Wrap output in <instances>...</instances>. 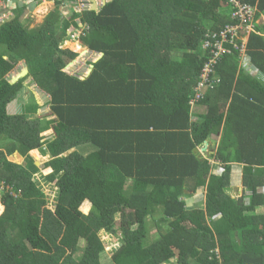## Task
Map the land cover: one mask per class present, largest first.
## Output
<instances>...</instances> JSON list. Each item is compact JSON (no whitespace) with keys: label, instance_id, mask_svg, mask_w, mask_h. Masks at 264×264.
<instances>
[{"label":"trees","instance_id":"obj_1","mask_svg":"<svg viewBox=\"0 0 264 264\" xmlns=\"http://www.w3.org/2000/svg\"><path fill=\"white\" fill-rule=\"evenodd\" d=\"M240 1L257 6L254 22L264 16V0ZM56 4L37 29L22 10L0 25V139L12 142L0 151V264H103V234L117 243L112 264H264V176L251 167H264V22L244 24L254 25V71L240 67L229 35L233 53L205 80L206 43L242 22L229 0H113L80 12L77 0ZM76 20L88 50L103 54L88 75L65 71L79 56L62 47ZM19 62L55 120L36 118L34 96L26 112L8 113L24 90L25 79L9 84ZM209 139L216 148L205 157ZM33 151L52 157L51 174ZM16 153L23 165L8 160ZM233 165L253 193L243 203ZM38 182L52 187L55 210ZM202 188L208 203L192 209L188 192Z\"/></svg>","mask_w":264,"mask_h":264},{"label":"rangeland","instance_id":"obj_2","mask_svg":"<svg viewBox=\"0 0 264 264\" xmlns=\"http://www.w3.org/2000/svg\"><path fill=\"white\" fill-rule=\"evenodd\" d=\"M77 2H79V0H77ZM67 8H69V7H66V6L64 7L65 10ZM5 10H6L5 12H2V11H4V7H0V16L2 15L5 20L6 19H11L12 17H14V13L19 11V10L20 11L21 10L24 11L23 16L21 18L22 23H24V25L26 27H28L30 30H34V29H37L38 27L42 26L43 22L46 19V16L48 14H50L52 11H55V8H48V5H43V6L40 5L37 8H34L32 10H31V7L30 8H28V7H17L15 10H11L9 8H6ZM77 22H79V29H77V33L80 34V36L78 38L79 40L77 42L74 41L73 43H71L70 39H68L69 42H65L64 41L62 43V47L64 49H66V47H69L68 49H71L72 51L78 53L79 56L74 61V63L72 62L73 65H69L65 69V71L69 72V73H73V72L77 73L79 71L78 73H82L83 72L84 74L87 75V72H88V70L90 68L89 62L90 61H94L95 59H98V57H100V55L92 53V52H90L88 50L87 44L81 38V36L83 34L84 27L80 26L81 22L79 20ZM72 30H73V28L71 27L69 32L74 33ZM77 33H76V35H77ZM77 45L81 46V48H82L81 51L77 49L78 48ZM25 85L29 86V88L31 90L30 91L28 90L27 92L20 93L19 96L21 98L19 100H21V101H19V102H24L25 103L26 99H29L28 103L31 104V102H33L32 101L33 100V98H32L33 94L32 93L39 94L38 93L39 91H38V88L35 86V84H33L31 78L25 79L24 86ZM24 90L26 91L25 87H24ZM41 104H42V106H41L42 107V115H37L36 118H39V119L40 118H48L49 121H53L55 119V117H51V116H53V113H52V110H50L49 107L47 106V102L42 103V101H41ZM16 107H17V105H16ZM215 141H216V139H215ZM217 141H219V140H217ZM201 152H202V154L205 157H208V154L212 153L213 150L205 149V150H201ZM36 157H37L36 159L40 158L37 155H36ZM18 158H16L15 156H12V157L9 158V160H10V162L12 161L13 163L23 165L24 164L23 163V159L19 158L21 160V161H19ZM37 163L40 164V165L38 166ZM37 163H36L37 168H39V170L42 171L43 170V166H45L47 164V161L42 160V159H38ZM251 167L253 168L255 173H256V171H260L259 172L260 175L264 176V167L255 166V165H251ZM218 168L220 170L216 171L217 173H221V170H222V172H225V170H226L225 168L222 167V165H220ZM233 170L238 173V179L237 178L235 179L236 186H240V187L244 188V191L241 192L243 198H240V197L236 198V196H235L236 187L233 185V192H234L233 196H234V198H236L237 202L243 203L244 199L246 197L252 195L253 193H252V191H249L248 189H246V187L244 185L243 167L240 166V165H233ZM259 173H258V175H259ZM39 175L40 174H38L36 177L40 178ZM234 177H235V175H234ZM232 182H233V177H232ZM38 183H40V187L45 192L46 197H47V195L49 196V197H47L48 202H49L48 207L51 210H55L56 200H54V197L51 195V192H50V191L53 190L52 187H49V186L45 185V183H43V182H38ZM0 190H3V188L0 187ZM54 192H55L54 196H57L56 193L58 192V190H54ZM188 194L190 196H192V192H188ZM188 198H190V197H188ZM208 199H209L208 193L200 192L197 197H194V199L193 198L191 200L188 199V203H190V207L192 209H194V207L205 208V205L208 203ZM88 212H90V210L85 209V213L88 214ZM260 212L264 213V207L262 208V210ZM212 226H214V225H212ZM153 232L157 233L156 228L153 230ZM102 237H103V240L106 241V243H107V251H106V253L103 256V264H112V257L111 256H112L113 249L115 248V246H117V243H115L114 236L110 237V236H107V235L103 234Z\"/></svg>","mask_w":264,"mask_h":264},{"label":"built area","instance_id":"obj_3","mask_svg":"<svg viewBox=\"0 0 264 264\" xmlns=\"http://www.w3.org/2000/svg\"><path fill=\"white\" fill-rule=\"evenodd\" d=\"M57 1V0H54ZM109 0H95V4L97 8L104 5ZM233 7V16L235 18H240L241 23L239 25L230 24L228 25L224 30H222L220 33H213V37L220 36L222 39L220 41H216L215 43H212V41H208L206 43V48L209 49L210 56H211V62L204 65L203 68V78L206 80L208 77L212 74L214 70L213 64L216 63V59L221 57L222 55L226 53H233V50L227 49L224 47L225 43L229 42L233 44L234 48L238 50L239 55V61L241 67H244L250 71H252L251 64H250V57L248 55V40L251 33H253L254 25H251L252 23L255 24V17L256 13L258 11L257 6H252L250 4H243L240 0H229ZM79 7L76 10L77 12H80L84 9H91L93 8V2L91 0H79L78 2ZM36 3L34 1H23V0H9L7 2H2L0 7H4V10L6 8H9L11 10H15L17 7H31V10L35 8ZM65 6L61 8L62 15H71L72 12L67 8L64 9ZM9 19H4L3 16H0V24H3L5 21ZM78 21V20H76ZM248 22H251L249 25H244ZM82 26V25H80ZM73 30H76L73 28ZM254 30V31H253ZM253 31V32H252ZM77 30L72 33L69 32V36L71 37V41L77 42L79 39L80 34L77 33ZM247 35V36H246ZM239 42V45H238Z\"/></svg>","mask_w":264,"mask_h":264},{"label":"crops","instance_id":"obj_4","mask_svg":"<svg viewBox=\"0 0 264 264\" xmlns=\"http://www.w3.org/2000/svg\"><path fill=\"white\" fill-rule=\"evenodd\" d=\"M9 1V0H8ZM29 1H34L35 3H36V5L37 6H35V8H37L38 6H43V5H49L48 6V8H56V6H57V1H54V0H41V2H39V1H36V0H29ZM2 2H7L6 0L4 1V0H0V5L2 4ZM262 22H264V16L262 17V18H260L258 21H257V24H260V23H262ZM70 39V38H69ZM65 42H69L68 40L67 41H65ZM70 42L71 43H73L74 41H71V39H70ZM76 45V44H75ZM77 47H78V49H82L81 48V46L80 45H77ZM66 48H69V47H66ZM98 58H100V57H98ZM8 58H6L5 57V60H7ZM95 60H97V59H95ZM94 60V61H95ZM28 69L27 68V66H26V64H25V62H19L18 63V65L15 67V70L13 71V73H11V75L9 76V80H11V78L13 77V76H15V75H17V74H19L23 69ZM91 68V67H90ZM90 68H89V70H90ZM89 70H88V72H87V75L89 74ZM79 72V71H78ZM25 87V89H26V91L25 90H23L22 92H27L28 90L30 91L31 89L29 88V86H27V85H25L24 86ZM39 91V90H38ZM21 92V93H22ZM39 94H37V93H32L33 94V96H34V98H35V100L37 101V104L41 107L42 106V104H41V101H42V103H44V102H47V101H49V97L46 95V94H44V93H42V92H38ZM20 95V94H19ZM18 95V100H16V102H14L13 104H11L10 106H9V108H8V113L9 114H11V115H14L15 113H17V114H15V115H18V114H21V113H23V112H26V110H27V106H29L30 104L28 103V100L29 99H26V102L24 103V102H19V101H21V100H19L21 97ZM26 95V94H25ZM16 105H17V107H16ZM16 107V108H15ZM42 108V107H41ZM50 109V108H49ZM38 115H42V109L39 111V114ZM51 117H53V116H51ZM50 117V118H51ZM56 119V118H55ZM54 119V120H55ZM49 121V120H48ZM43 138H45V139H48V140H53L54 138H55V131L54 130H51V131H49V132H46V133H44L43 135ZM12 145V142L10 141V140H8V139H6V138H2V139H0V151H4V150H6L7 149V147H10ZM205 149H211V150H213V149H215L214 148V143H212V142H210L209 143V145L208 146H206L205 147ZM205 149H203V150H205ZM211 154V153H210ZM36 155L38 156V157H40V158H38V159H42V160H45V161H47V164L48 163H50V161L52 160V157L51 156H48V155H46L45 153H42L41 151H33V152H31L30 153V156L36 161V162H38V159H36L37 157H36ZM12 156H15L16 158H20V159H23V163H25V159L22 157V156H20L18 153H16V154H14V155H11L10 157H12ZM10 157H8V160H9V158ZM18 158V159H19ZM19 159V161H21ZM50 159V160H49ZM10 161V160H9ZM12 162V161H11ZM13 163V162H12ZM16 164V163H15ZM46 164V165H47ZM18 165H20V164H18ZM37 165L39 166L40 164H38L37 163ZM43 168H44V166H43ZM218 169V168H217ZM44 172H45V174L44 175H48V174H51V171L50 170H43ZM215 171V170H214ZM221 173H222V170H221ZM234 175H235V177H234ZM238 179V174L236 173V171H234L233 170V185L236 187V183H235V179ZM200 192H204V193H207V189H204V188H202L198 193H195L196 195L194 196V194L190 197V198H188V199H194V197H197L198 196V194L200 193ZM241 192H243V188L242 187H236V192H235V196H236V198H239V196H241L240 198H243L242 197V193ZM187 199V200H188ZM189 206H190V203H189ZM4 212V209H3V207H2V205L0 204V216L2 215V213Z\"/></svg>","mask_w":264,"mask_h":264},{"label":"water","instance_id":"obj_5","mask_svg":"<svg viewBox=\"0 0 264 264\" xmlns=\"http://www.w3.org/2000/svg\"><path fill=\"white\" fill-rule=\"evenodd\" d=\"M92 2H93V8H92V10L93 11H98V8H97V6H96V4H95V0H91ZM110 1H113V0H110ZM104 5H106V3H105V1H104ZM103 5V6H104ZM6 10H4V11H2V12H5ZM13 18V17H12ZM103 56V54H101L100 55V58ZM100 58H98L97 60H95V62L96 61H98ZM74 63V62H73ZM73 63H71L70 65H73ZM91 72V69L89 70V73ZM29 75V70L28 69H23L19 74H17V75H15V76H13L12 78H11V80H10V85L11 86H14L15 84H17L18 82H20L21 80H24L27 76ZM209 141L211 142L212 141V143H214V148H216V141L215 140H211V139H209L208 140V142H207V144H209Z\"/></svg>","mask_w":264,"mask_h":264},{"label":"clouds","instance_id":"obj_6","mask_svg":"<svg viewBox=\"0 0 264 264\" xmlns=\"http://www.w3.org/2000/svg\"><path fill=\"white\" fill-rule=\"evenodd\" d=\"M109 1H110V0H109ZM109 1H108V2H109ZM108 2H107V3H108ZM107 3H106V4H107ZM98 10H99V8H98ZM257 21H258V20L256 19V23H257ZM0 25H1V24H0ZM239 63H240V61H239ZM240 67H241V65H240ZM241 68H242V67H241ZM251 68H252L253 71L255 70V67H254L252 64H251ZM219 170H220L219 168L216 169V170L214 171V175H222V173H217V172H216V171H219ZM232 177H233V175H232ZM232 184H233V182H232ZM243 191H244V188H243ZM260 193H262V194L264 193V188H262V189L260 190ZM239 197H241V196H239ZM235 199H236V198H235ZM244 201H245V199H244Z\"/></svg>","mask_w":264,"mask_h":264},{"label":"bare ground","instance_id":"obj_7","mask_svg":"<svg viewBox=\"0 0 264 264\" xmlns=\"http://www.w3.org/2000/svg\"><path fill=\"white\" fill-rule=\"evenodd\" d=\"M48 5V4H47ZM49 6V5H48ZM45 7V6H44ZM47 9V8H46ZM81 51V49H79Z\"/></svg>","mask_w":264,"mask_h":264}]
</instances>
